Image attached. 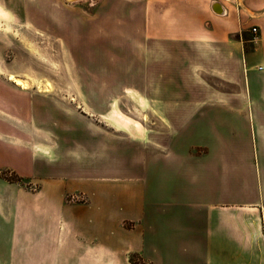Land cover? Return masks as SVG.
<instances>
[{
    "label": "rangeland",
    "instance_id": "374dc122",
    "mask_svg": "<svg viewBox=\"0 0 264 264\" xmlns=\"http://www.w3.org/2000/svg\"><path fill=\"white\" fill-rule=\"evenodd\" d=\"M139 1L0 0V264L33 259L21 252V245L29 244L27 237H19L18 245L11 238L12 224L19 223L21 234L43 229L44 217L54 212L44 204L49 175L114 177L117 183H101L98 192L108 187L123 191L137 205L154 202L155 186L162 184L163 197L178 198L187 187L172 180L170 169L157 160L163 156L172 164V154L180 155L184 144L202 136L211 138L209 147L205 152L190 147V160L207 154L205 164L224 169L220 184L211 183L206 191L218 202L217 210L228 218L233 214L234 220L224 222L223 251L187 253V264H264V74L253 82V110L224 114L216 106L204 129L199 123L189 129L184 122L172 123L173 113L199 115L198 110L171 108L172 102L246 104L248 98L198 75L193 82L211 93L177 94L169 74L157 81L159 68L169 62L128 42L127 30L119 27L125 20H139ZM220 1L230 10L228 18L240 23L243 38L264 35V0ZM258 57L264 61V53ZM9 77L24 80L27 88ZM218 146L227 147L225 154L216 152ZM65 201L75 205L85 198L67 191ZM88 212L84 215L94 213ZM130 256L134 264H146L138 255Z\"/></svg>",
    "mask_w": 264,
    "mask_h": 264
},
{
    "label": "crops",
    "instance_id": "0c3cea01",
    "mask_svg": "<svg viewBox=\"0 0 264 264\" xmlns=\"http://www.w3.org/2000/svg\"><path fill=\"white\" fill-rule=\"evenodd\" d=\"M214 2L221 6V13L213 11ZM138 12L139 20H125L119 27L127 30L124 38L128 42L137 43L144 51H154L163 64L169 62L159 68L157 81L163 82L169 74L170 87L177 94L194 90L211 93V89L193 82V77L198 75L231 86L234 92H244L248 98L246 104L223 99L213 104L206 101L172 102L171 108L198 110L199 114L184 118L173 113L170 117L172 123L184 122L188 129L199 123L204 129L208 124L209 110L216 106L224 114L229 113L228 109L255 108L251 90L256 75L264 74L263 59L258 57L264 53V35L256 39L243 38L240 23L228 18L230 10L226 3L220 0H140ZM164 52L169 58H163ZM175 57H179V63L173 59ZM202 83L208 85L206 79H202ZM251 119L253 121V115ZM197 140L190 146L184 144L180 155L172 154V164L164 162L163 156L157 160L164 163L163 169H170L172 180L187 187L178 192L181 195L178 198L163 197L162 184L155 186L157 196L154 202L143 201L137 205L126 192L109 187L98 192L101 183L108 186L117 183L114 177L100 179L102 177L80 174L59 177L61 171L55 172L58 174L55 177L49 175L43 186L49 195L44 204L54 212H48L44 217L43 229L21 234L19 223L12 224L11 238L18 245L19 237H27L29 244L21 245V252L33 254V259L12 260L8 264H131L130 255H138L146 264H187V253L223 251L220 243L224 222L234 220L233 214L228 218L226 212L218 211V202L211 200L206 187L211 183L220 184V173L224 169H212L205 164L207 154L191 162L190 147L205 152L211 138L202 136ZM171 141L174 144L176 137L172 135ZM246 147L250 149L248 142ZM226 148L215 150L225 154ZM212 172L218 175L213 176ZM67 191H77L85 201L75 205L66 203ZM148 205L154 207L147 209ZM91 210L94 213L90 216L84 215ZM124 223H130V227H124ZM180 258L186 261L181 263Z\"/></svg>",
    "mask_w": 264,
    "mask_h": 264
},
{
    "label": "bare ground",
    "instance_id": "6f19581e",
    "mask_svg": "<svg viewBox=\"0 0 264 264\" xmlns=\"http://www.w3.org/2000/svg\"><path fill=\"white\" fill-rule=\"evenodd\" d=\"M220 10H221V12H222V8H221V6H220V8L218 7V11H220ZM9 80H12L13 83H14L16 86H18L19 88H21V89H23V90H25V89L27 88V86H28V83L25 82L24 80H21V79H17V78H14V77H9Z\"/></svg>",
    "mask_w": 264,
    "mask_h": 264
},
{
    "label": "water",
    "instance_id": "95a60500",
    "mask_svg": "<svg viewBox=\"0 0 264 264\" xmlns=\"http://www.w3.org/2000/svg\"><path fill=\"white\" fill-rule=\"evenodd\" d=\"M218 7H219V5H218L216 2H214V3H213V11H214L215 13H221V10L218 11ZM219 8H220V7H219Z\"/></svg>",
    "mask_w": 264,
    "mask_h": 264
},
{
    "label": "trees",
    "instance_id": "16d2710c",
    "mask_svg": "<svg viewBox=\"0 0 264 264\" xmlns=\"http://www.w3.org/2000/svg\"><path fill=\"white\" fill-rule=\"evenodd\" d=\"M130 257H131V256H130ZM131 259H132V258L129 259L130 263H131V264H134V262H133Z\"/></svg>",
    "mask_w": 264,
    "mask_h": 264
},
{
    "label": "built area",
    "instance_id": "2783aa9c",
    "mask_svg": "<svg viewBox=\"0 0 264 264\" xmlns=\"http://www.w3.org/2000/svg\"><path fill=\"white\" fill-rule=\"evenodd\" d=\"M253 31H255V29H252ZM259 70L261 69V68H258Z\"/></svg>",
    "mask_w": 264,
    "mask_h": 264
}]
</instances>
